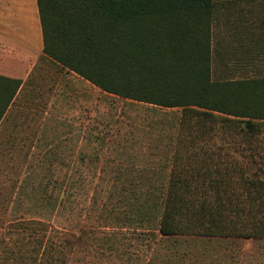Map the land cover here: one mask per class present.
<instances>
[{
	"label": "rangeland",
	"instance_id": "374dc122",
	"mask_svg": "<svg viewBox=\"0 0 264 264\" xmlns=\"http://www.w3.org/2000/svg\"><path fill=\"white\" fill-rule=\"evenodd\" d=\"M214 3L213 77L264 74L251 50L264 0ZM10 45L26 84L0 124V264H33L39 238L62 245V264H264V238L160 235L180 108L106 92L52 62L37 0H0V54ZM216 133L214 148L246 161L234 152L239 138ZM253 143L255 170L264 130Z\"/></svg>",
	"mask_w": 264,
	"mask_h": 264
},
{
	"label": "trees",
	"instance_id": "16d2710c",
	"mask_svg": "<svg viewBox=\"0 0 264 264\" xmlns=\"http://www.w3.org/2000/svg\"><path fill=\"white\" fill-rule=\"evenodd\" d=\"M37 3L43 52L52 62L106 92L181 109L182 141L162 199L160 235L264 238L262 156L255 170L250 168L260 147L253 141L264 130V74L213 77L214 0ZM22 85L21 79L0 74V124ZM220 130L240 139L234 152L246 161L209 143ZM29 228L36 232L34 224ZM37 241L33 264H62L55 257L61 244Z\"/></svg>",
	"mask_w": 264,
	"mask_h": 264
},
{
	"label": "crops",
	"instance_id": "0c3cea01",
	"mask_svg": "<svg viewBox=\"0 0 264 264\" xmlns=\"http://www.w3.org/2000/svg\"><path fill=\"white\" fill-rule=\"evenodd\" d=\"M263 49H264V30H259L258 28L254 29L252 31V38H251L252 58L254 62H257V64H260L261 66H264V57L262 56ZM19 59L20 56L17 45L7 46L4 54L3 53L0 54V74L15 78L20 77ZM25 84L26 81L23 80V85L20 88L18 95L25 87Z\"/></svg>",
	"mask_w": 264,
	"mask_h": 264
}]
</instances>
